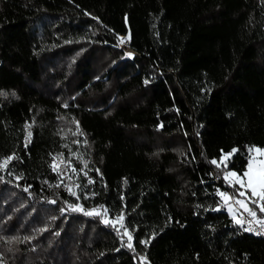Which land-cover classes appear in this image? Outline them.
<instances>
[{"label": "trees", "instance_id": "obj_1", "mask_svg": "<svg viewBox=\"0 0 264 264\" xmlns=\"http://www.w3.org/2000/svg\"><path fill=\"white\" fill-rule=\"evenodd\" d=\"M0 93V264H264V0H0Z\"/></svg>", "mask_w": 264, "mask_h": 264}, {"label": "snow or ice", "instance_id": "obj_2", "mask_svg": "<svg viewBox=\"0 0 264 264\" xmlns=\"http://www.w3.org/2000/svg\"><path fill=\"white\" fill-rule=\"evenodd\" d=\"M145 83H147V81H145ZM0 95H5V94L0 93ZM236 151H237L236 149L232 150V152H236ZM249 151L250 152L254 151V152L259 153L261 156H264V149L253 147V148H250ZM231 154L232 153L224 154L222 156V161L226 160L229 156H231ZM12 159L13 157L11 156L8 157L7 159L4 160L3 165H0V167L6 166L8 162ZM211 163L216 165L217 167H220V162H218L217 160H212ZM254 165H255V157L249 160V163L247 165V170L243 173V175H238L236 172L230 171L226 174L225 179H228L229 177L233 178L234 179L233 186L235 184H239L241 188H244L246 189L247 192H250L251 195L247 197L248 200L251 203L256 204L259 207L260 211L264 213V160L260 161L259 166H254ZM225 167H227L226 164H225ZM91 182L92 181H89V183ZM73 195L75 194L73 193ZM219 195L226 201L231 198L224 192H220ZM245 195H246L245 191L239 192V196L243 197ZM236 203L241 204L242 206H245L246 210L249 212V215H251L252 217H256L257 213L253 211L252 209H248L243 200H237ZM72 207H73V210H79V206L73 205ZM94 211H97L98 213V210H94ZM104 211H107V210L105 209ZM85 214L91 215L92 213L85 212ZM120 219H122V217H117V220H120ZM258 223L264 226V220H258ZM121 227H123V225H121ZM117 231H119V229H117ZM125 234L129 235V241H131L132 239L131 235L128 234L127 232ZM128 246L132 247L131 243H129Z\"/></svg>", "mask_w": 264, "mask_h": 264}, {"label": "built area", "instance_id": "obj_3", "mask_svg": "<svg viewBox=\"0 0 264 264\" xmlns=\"http://www.w3.org/2000/svg\"><path fill=\"white\" fill-rule=\"evenodd\" d=\"M128 43L129 42L126 38H121L117 41V48L124 53L125 57L131 58L135 53L130 49ZM223 192L231 197L229 200L233 205L234 210L236 211L235 220L240 228L249 234L264 239V226L258 223V220H264V218L258 215H256V217H252L251 215H249V212L247 210L241 208L240 205L236 203V201H234L233 195L228 190H225Z\"/></svg>", "mask_w": 264, "mask_h": 264}, {"label": "rangeland", "instance_id": "obj_4", "mask_svg": "<svg viewBox=\"0 0 264 264\" xmlns=\"http://www.w3.org/2000/svg\"><path fill=\"white\" fill-rule=\"evenodd\" d=\"M258 156H260V158ZM253 157H255V163L260 164V161L264 160V156H261L259 153L254 152V151L251 152V158H253ZM221 161H222V159L219 162L220 163L224 162V160L222 162ZM59 167H60V163L58 161H55L54 168L58 170ZM66 173H68V174H66V176L68 178H70L72 181L76 182L75 175L73 174L74 172H72L71 170H68ZM227 173L228 172H226V174ZM226 174H225V176H226ZM225 176H224V178H225ZM225 180L226 181L228 180L229 182H232V183L234 182V179L231 177H229L228 179H225ZM72 191L74 192L75 190L73 189ZM76 206H79V205H76ZM254 206L256 207V209H258L260 211V209L257 205H254ZM249 208L252 209L253 211H255L256 213L258 211L255 208H253L251 204H249ZM79 210H82L84 212H91L92 213L91 215H100V217L102 218L104 223L109 224L110 226H112L116 230L119 229V232H121V234H123L125 237L129 238V235L125 234L126 232L129 234V232L127 229L124 228L122 219L117 220V217H121V216H113L112 217L109 215V213L107 211H104L105 209L103 207H100V206L92 207L89 209H83L81 206H79ZM94 210H98V213H97V211H94ZM121 225H123V227H121Z\"/></svg>", "mask_w": 264, "mask_h": 264}, {"label": "crops", "instance_id": "obj_5", "mask_svg": "<svg viewBox=\"0 0 264 264\" xmlns=\"http://www.w3.org/2000/svg\"><path fill=\"white\" fill-rule=\"evenodd\" d=\"M258 157L260 158V156H258ZM254 166H259V163H255ZM227 182H228L229 184H234V182L232 183V182H229L228 180H227ZM235 185L238 186V187H240L239 184H235ZM240 189H241V191H245V190H246V189L241 188V187H240ZM241 191H239V192H241ZM239 192H238V195H236V197L233 196L234 201H237V200H243V201L245 202V205L247 206V208L250 209V208H249V204H253V203H251V202L248 200L247 197L250 196L251 193H250V192L247 193V192L245 191V192H246V195L243 196V197H241V196H239ZM221 199H222V198H221ZM222 201H223V204H224V207H223L224 211L227 212V213L229 214V216H231L233 219H235V217H236V211L234 210V207H233V205L231 204L230 200L228 199L227 201H225V199H222ZM239 205H240L241 208H243V209L246 210L245 206H242L241 204H239ZM254 205H256V204H254ZM258 216H259V215H258ZM260 217L264 218L263 216H260Z\"/></svg>", "mask_w": 264, "mask_h": 264}]
</instances>
